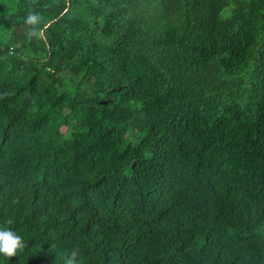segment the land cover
Returning <instances> with one entry per match:
<instances>
[{
    "label": "trees",
    "instance_id": "obj_1",
    "mask_svg": "<svg viewBox=\"0 0 264 264\" xmlns=\"http://www.w3.org/2000/svg\"><path fill=\"white\" fill-rule=\"evenodd\" d=\"M0 228V264H264V0L0 14Z\"/></svg>",
    "mask_w": 264,
    "mask_h": 264
},
{
    "label": "clouds",
    "instance_id": "obj_2",
    "mask_svg": "<svg viewBox=\"0 0 264 264\" xmlns=\"http://www.w3.org/2000/svg\"><path fill=\"white\" fill-rule=\"evenodd\" d=\"M37 17L29 15L26 23L35 24ZM30 35H36L35 31L30 32ZM25 243L23 238L15 233L10 228H0V254L6 257H14L18 251H23ZM77 253L73 251L65 260L64 264H77Z\"/></svg>",
    "mask_w": 264,
    "mask_h": 264
},
{
    "label": "rangeland",
    "instance_id": "obj_3",
    "mask_svg": "<svg viewBox=\"0 0 264 264\" xmlns=\"http://www.w3.org/2000/svg\"><path fill=\"white\" fill-rule=\"evenodd\" d=\"M17 0H0V14L14 12Z\"/></svg>",
    "mask_w": 264,
    "mask_h": 264
},
{
    "label": "water",
    "instance_id": "obj_4",
    "mask_svg": "<svg viewBox=\"0 0 264 264\" xmlns=\"http://www.w3.org/2000/svg\"><path fill=\"white\" fill-rule=\"evenodd\" d=\"M102 102H104V101H102Z\"/></svg>",
    "mask_w": 264,
    "mask_h": 264
}]
</instances>
